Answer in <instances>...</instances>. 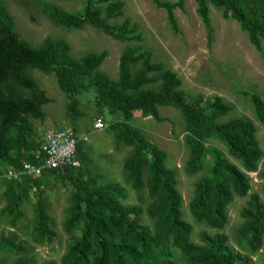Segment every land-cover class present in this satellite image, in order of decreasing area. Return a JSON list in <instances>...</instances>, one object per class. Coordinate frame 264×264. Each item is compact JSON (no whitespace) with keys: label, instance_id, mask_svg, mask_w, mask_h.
<instances>
[{"label":"trees","instance_id":"1","mask_svg":"<svg viewBox=\"0 0 264 264\" xmlns=\"http://www.w3.org/2000/svg\"><path fill=\"white\" fill-rule=\"evenodd\" d=\"M207 1L222 10L225 18L235 20L245 31L252 46L263 52L264 0H195L196 12L211 42L212 27ZM39 10L56 26L67 30L82 29L86 25L103 31L116 40L141 41L142 35L126 18L111 25L107 19L120 17L124 3L121 0H84L81 10L72 13L56 4L38 1ZM166 9L168 20L176 28L175 8L183 9L184 0L158 1ZM0 29L7 32L19 48L38 57L37 61L21 66L15 76L0 79V92L8 98L29 103L38 110L34 115L28 109L10 114L4 130V143L0 151V171L19 169L24 162L38 163L41 139L36 138L33 119L43 120L41 106L48 102L30 70L37 69L56 77L58 87L66 95V110L73 117L80 114L77 105L80 95L93 92L95 106L102 114L121 115L107 129L114 137L115 147H130L124 160L130 186L134 190L146 187L153 199L146 212L154 218L153 228L140 225L133 215L141 209L122 203L125 190L105 180L90 165L84 143L77 145L80 166H66L44 171L37 178L0 179L6 212L14 216L12 224L21 216L20 206L34 190V221L31 237L36 244L50 243L56 236L54 220L48 214L43 198V184L51 178H63L71 185L70 203L62 222V230L70 242L59 264H255L252 259L264 241V202L258 193L250 195L246 207L240 210L244 219L236 233L245 240L242 253L228 243L223 233H201L202 245L191 241L192 225L183 218V199L177 188V171L166 165L167 153L158 148L131 124L132 113L140 111L158 122L163 118L159 107L178 109L185 125L184 140L189 148L185 172L191 175L207 168L194 187L188 209L197 222L222 230L229 220L228 206L235 197H246L251 190L249 172L264 178V151L257 137V127L248 117L240 116L219 121L231 107L221 96L205 99L203 95L188 98L181 89L178 74L153 61L152 53L138 46H127L119 56L118 78L110 79L95 70L107 57V52H90L76 59L70 55V46L63 40H45L34 46L21 38L12 17L0 6ZM248 97L253 112L264 129V100L255 92L238 90ZM74 131V127L71 126ZM208 139L219 141L239 166L224 151L214 145H205ZM210 159V164H207ZM53 186V185H52ZM264 195V185L262 187ZM33 246L18 240L14 233L0 235V251L19 256L13 264H37ZM0 264L6 262L0 258ZM42 264H56L54 262ZM264 264V262H263Z\"/></svg>","mask_w":264,"mask_h":264},{"label":"rangeland","instance_id":"2","mask_svg":"<svg viewBox=\"0 0 264 264\" xmlns=\"http://www.w3.org/2000/svg\"><path fill=\"white\" fill-rule=\"evenodd\" d=\"M39 0H0V6L12 17L14 27L21 38L29 44L38 46L45 40H63L70 46V55L79 59L83 55L102 51L107 57L95 70L103 73L110 79L118 78V63L120 54L127 46H138L152 53V59L161 62L165 68L174 70L182 80L181 89L188 98L203 95L210 99L215 95L221 96L231 107L230 111L219 121L229 118L245 116L250 118L257 127V137L264 151V129L253 112V106L248 97L238 94V90L258 93L264 100V40L263 52H258L250 44L245 31L232 18H225L222 10L214 7L207 1L209 20L212 27L211 42L207 37L206 29L196 12L195 0H184L183 9L175 8L173 15L176 28L168 20L165 8L156 4V0H121L124 3L123 14L120 17L107 19L111 25L122 23L130 19L142 40H116L92 26L86 25L82 29L67 30L54 25L42 13L37 2ZM56 4L66 11L77 13L81 10L84 0H40ZM176 2V0H158ZM31 76L37 83V91H42L48 102L41 106L45 112L43 120L33 119V127L37 132L36 138L41 139L45 131L63 127H74L78 133H85L88 140L84 142L90 165L105 180L123 188L126 193L122 201L124 205L141 209L133 215L142 226L153 228L154 218L146 212V206L153 200L146 187L140 190L131 188L124 160L130 152V147H115L114 137L108 129L95 130L94 122L101 118L109 125L121 120V115H111L105 109L99 114L95 102V94L87 92L78 98L77 108L80 114L76 117L66 110V95L58 87L53 74H44L37 69L30 70ZM159 112L163 120L156 121L140 111L132 113L131 124L152 144L167 153L166 165L177 171V188L181 193L183 204V218L192 225L191 241L202 245L201 233L210 235L223 233L228 237V243L236 250H244L245 240L237 236V229L244 219L240 210L247 206L252 193H258L264 202L262 187L264 178L257 176L258 171L249 172L251 190L246 197H235L228 206L229 220L222 230L209 227L204 222H197L188 209V203L193 195L195 184L207 174V168L191 175L185 172V162L189 157V148L184 140L185 125L181 112L172 106H161ZM205 145H214L221 148L226 154L223 145L215 140L208 139ZM227 155V154H226ZM228 158L238 162L227 155ZM210 164V159H207ZM264 162V157L258 164V170ZM53 185V186H52ZM43 198L48 204V214L54 220L56 236L50 243L36 244L31 232L34 221V205L37 201L34 190L29 198L20 206L21 216L12 224L14 216L8 212L1 214L6 206V199L2 195L4 186H0V235L8 236L14 233L18 240H24L32 245L33 257L37 264L54 262L60 263L70 237L62 230V222L66 216V209L70 203L71 185L63 178H49L42 186ZM19 256L0 251V258L6 264H13ZM255 264L264 262V241L262 247L251 256Z\"/></svg>","mask_w":264,"mask_h":264},{"label":"built area","instance_id":"3","mask_svg":"<svg viewBox=\"0 0 264 264\" xmlns=\"http://www.w3.org/2000/svg\"><path fill=\"white\" fill-rule=\"evenodd\" d=\"M107 124L98 118L93 128L102 130ZM88 137L85 133H78L71 127L49 129L41 138L40 149L38 150V163L24 162L19 169L6 168L0 171V179H20L23 176L37 178L46 170L63 168L66 166L78 167L80 161L77 157V145L86 142Z\"/></svg>","mask_w":264,"mask_h":264},{"label":"water","instance_id":"4","mask_svg":"<svg viewBox=\"0 0 264 264\" xmlns=\"http://www.w3.org/2000/svg\"><path fill=\"white\" fill-rule=\"evenodd\" d=\"M37 60L36 55L16 46L7 32L0 29V79L4 76H15L23 64ZM18 109H28L34 115L39 113L29 103L5 97L0 92V151L4 143L7 119L12 112Z\"/></svg>","mask_w":264,"mask_h":264}]
</instances>
